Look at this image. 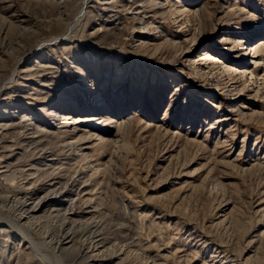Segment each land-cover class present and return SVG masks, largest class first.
Masks as SVG:
<instances>
[{"label": "rangeland", "instance_id": "obj_1", "mask_svg": "<svg viewBox=\"0 0 264 264\" xmlns=\"http://www.w3.org/2000/svg\"><path fill=\"white\" fill-rule=\"evenodd\" d=\"M84 1L0 0V264H264V0Z\"/></svg>", "mask_w": 264, "mask_h": 264}, {"label": "bare ground", "instance_id": "obj_2", "mask_svg": "<svg viewBox=\"0 0 264 264\" xmlns=\"http://www.w3.org/2000/svg\"><path fill=\"white\" fill-rule=\"evenodd\" d=\"M83 4H85V1L83 0ZM62 4V3H61ZM181 11V10H180ZM198 12L199 11H194V13L195 14H198ZM84 15H85V9H82V11L80 12V15H79V17L77 18V20L73 23V24H71L70 25V30H73L74 28H76V26H78V25H80V23H81V20H82V18L84 17ZM190 21V20H189ZM142 23H146V21H143L142 20ZM187 40H189V41H195V40H197V36H196V34L195 33H193V32H190L189 34H188V36H186L185 37V40H179V42H175L174 44V46L176 47V48H179V49H181V51L183 52V49H184V47L182 46V44H185L186 43V41ZM186 48V47H185ZM180 51V52H181ZM185 52V51H184ZM205 57H207V58H213L212 57V54H211V52L210 51H208V50H206V52H205ZM79 68H81V67H79ZM82 69V68H81ZM14 73H16V71L14 72ZM252 75H253V73H252ZM14 77H15V74H13V77H12V80L14 79ZM50 112V111H49ZM51 116L53 115V114H56V111H54V110H52L51 111ZM28 115H23V118H28L27 117ZM56 117H59V116H56ZM72 117H70L69 119H71ZM61 119V118H60ZM77 118L75 117V119H71L73 122H75V120H76ZM99 119V118H98ZM65 120H68V119H65ZM61 122H63V121H61ZM60 122V123H61ZM63 123H66V122H63ZM68 186V185H67ZM37 207H39V206H37ZM36 208V207H35ZM34 208V209H35ZM27 210V209H26ZM33 210V209H32ZM29 211H27V212H24V213H28ZM35 212V211H34ZM30 213H33V211H31L30 210ZM22 215V214H21ZM30 215H29V213H28V217H27V220L29 219V218H31V217H29ZM22 218V217H21ZM29 221V220H28ZM27 221V222H28ZM17 226V225H16ZM36 228V227H35ZM21 230V229H20ZM7 232V231H6ZM21 236H22V240H28V243L29 244H31V245H33L35 248H37L38 249V251L40 252V250H39V247H38V244L37 243H35L34 242V238H33V235L31 234V232H26L25 230H21ZM63 237V236H62ZM61 237V238H62ZM60 238V239H61ZM66 239H69L70 240V238L68 237V236H65L62 240H66ZM21 240V241H22ZM62 240H60L58 243H62ZM20 241V242H21ZM99 244V243H98ZM41 245V244H40ZM54 245H56V244H54ZM59 245V244H58ZM60 246V245H59ZM97 246V244H95L92 248H95ZM57 247V246H56ZM81 247V246H80ZM89 247H91V246H89ZM58 248V247H57ZM87 249H89V248H87ZM58 250V249H57ZM95 250V249H94ZM55 252V251H54ZM57 252V251H56ZM38 253V252H37ZM44 255V254H43ZM43 255H41V256H43ZM55 255H57V254H55ZM43 258H46V256L44 257L43 256Z\"/></svg>", "mask_w": 264, "mask_h": 264}]
</instances>
